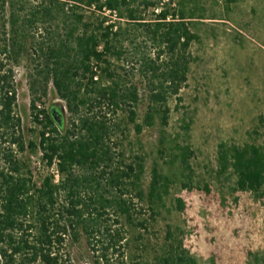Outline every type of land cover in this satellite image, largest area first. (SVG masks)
I'll use <instances>...</instances> for the list:
<instances>
[{"label":"rangeland","instance_id":"1","mask_svg":"<svg viewBox=\"0 0 264 264\" xmlns=\"http://www.w3.org/2000/svg\"><path fill=\"white\" fill-rule=\"evenodd\" d=\"M1 1L32 5L43 2ZM128 1L147 23L154 19L153 9L145 8L144 2L168 8L175 15L170 21L179 22L180 12L186 17L193 13V19L185 22L197 39L185 52L176 51L188 64L187 80L177 95L167 97L166 124L156 116L154 125L147 127L144 118L149 96L159 81L148 66L158 67V75L170 64L173 54L140 24L106 11L79 10L87 21L96 23L106 18L105 25L122 28L116 45L121 54L109 58L111 69L122 89L134 87L138 95L134 111L136 124L143 126L139 134L128 120L127 106L115 110L102 103L92 111L94 116L104 117L109 127L107 144L112 163L107 172L134 166L140 158L144 165L140 189L145 196L154 166L168 180L167 195L161 205L152 206L146 197L143 201L136 198L133 178L123 179L122 185L108 192L117 196L121 190V197L131 201L134 224L111 211L98 221L99 227L117 231L124 238L119 253L112 255L109 250L105 261L101 254L108 245L107 238L88 240L83 234L77 242L66 238L60 253L68 254L66 264H164L160 261L163 254L170 246L181 244L197 264H264V199L237 191L231 171L220 172L218 165L221 144H252L264 150V0ZM29 69L30 64L25 62L14 69L17 113L27 130L34 128L30 119ZM43 102L44 109L60 103L64 125L70 124L72 117L51 84ZM80 113L90 114L84 108ZM185 146L190 150L186 168L178 157L179 147ZM37 161L31 157L30 167L34 180L40 183L49 171L39 168ZM50 172L56 183L55 169ZM177 200H181L182 210Z\"/></svg>","mask_w":264,"mask_h":264},{"label":"trees","instance_id":"2","mask_svg":"<svg viewBox=\"0 0 264 264\" xmlns=\"http://www.w3.org/2000/svg\"><path fill=\"white\" fill-rule=\"evenodd\" d=\"M130 5L128 0H43L37 5L0 2V264H66L68 254L63 256L60 248L66 238L77 242L81 234L88 240L107 238L108 245L101 254L107 261L108 251L119 253L124 238L117 231L99 227V219L111 211L134 224L131 201L121 197V190L115 196L109 189L133 178L138 200L147 198L156 206L167 195L168 180L154 166L145 196L140 189L144 172L140 158L134 166L107 172L112 163L107 144L109 127L104 117L98 118L92 111L102 103L115 110L127 106L128 120L139 134L143 126L136 124L134 111L138 95L134 87L122 89L111 69L109 58L121 54L116 45L122 28L105 25L106 18L96 23L87 21L79 10L106 11L140 24L173 54L170 64L158 75V67L148 66L159 81L149 96L144 118L147 127L154 125L156 116L166 124L167 97L177 95L187 80L188 64L176 51L185 52L197 39L185 22L193 19V13L186 17L180 12L179 22L170 21L175 15L168 8L144 2L145 8L153 9L154 19L147 23ZM23 62L30 64L28 88L34 126L30 130L21 125L14 85V69ZM49 84L72 117L69 125H64L60 103L43 108ZM83 108L90 114H81ZM179 151L180 164L186 168L189 147H179ZM31 157L38 159L39 168L49 171L40 183L34 180ZM218 165L220 172L231 171L237 191L264 199V150L260 146L221 144ZM51 168L55 169L56 183ZM177 205L183 209L181 200ZM137 225L144 226L142 222ZM160 261L197 264L181 244L170 246Z\"/></svg>","mask_w":264,"mask_h":264}]
</instances>
